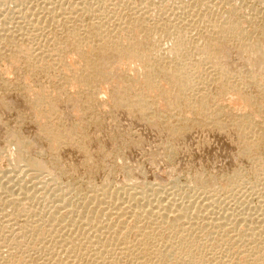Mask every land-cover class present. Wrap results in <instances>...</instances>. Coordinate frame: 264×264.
I'll list each match as a JSON object with an SVG mask.
<instances>
[{
    "label": "rangeland",
    "instance_id": "1",
    "mask_svg": "<svg viewBox=\"0 0 264 264\" xmlns=\"http://www.w3.org/2000/svg\"><path fill=\"white\" fill-rule=\"evenodd\" d=\"M11 1L8 2V0H0L1 2L0 3V16H1L0 17V102H1L0 103V176L3 175L2 177H0V179L2 178L0 180V183L2 181L3 183L1 184L4 186L3 188H1L2 185L0 186V196H1L0 197V223H1L0 224V228H1L0 229V264H13V263L14 264H45V262H47L46 264H76V263L78 264V262H82L79 264H84V263L94 264L95 260L98 261V262L95 261V264L96 263L99 264L100 258L97 256V253H95V251H93L92 249L91 251L89 245H86L85 242L83 243V241L85 240L81 239L82 235H79L80 232L76 230V228L78 227L77 226L73 227L71 225L73 220L77 219L76 217H74V213H72V215L70 212L65 214V211H67L70 208H74V209L76 208L77 210H80L81 208L80 211H83L85 207L87 209L97 210L98 208L94 207L96 206L95 205L96 203H94L96 200L91 198L92 197L91 195L95 194L99 189L102 191L104 189H109V188H110L109 190H113L114 188L117 189V187L119 188L121 186L123 187L142 186L143 188L145 189L147 188L148 190L149 187L153 188L157 186V187H161L162 190L165 189L163 191L165 195L160 193L162 194L161 196L173 195L174 197L175 195L174 197L175 199L181 196V198L183 197V199H185L184 200L185 202L195 201L194 203H196L197 205L200 204V201L202 199V195H203L202 190L212 191L215 194L214 198H216L218 201L216 204L217 208H215L216 213L219 210H221L218 213L221 212L224 214V210L226 212V209H228L227 210L228 213L233 209L232 212H234V214L238 213V211L257 212L259 211L258 209L260 208V206H261L260 211H262V208H264V203L263 201H261L262 200L261 193L262 194L264 193V180L262 179L264 178V176L260 175L261 177L263 176L262 178H260L259 175L258 176L255 175L256 173L254 169L256 167V163L254 166L253 161L252 160L250 161L248 157L249 156V154H247L248 151L244 152L245 149H242L243 147H247L249 144L245 139H242L241 137H239L234 133L236 126L233 125L234 118H241L242 116H245L246 113L252 115L251 110L253 109V106L249 104L250 105L249 107L248 104L244 105L243 104L244 102L242 103V101H236L234 98L235 95L232 94L231 92H223L224 94L221 93V95H217L218 99L212 98L211 100L212 101L218 100L220 106L224 108L223 111H220V115H221V120L224 121V125H226L224 126V129L227 130L225 131L216 130L215 127L208 122L201 124L199 121L201 120V118H203L202 115L200 114L201 116L199 115V117H197L199 113H196L195 111L190 112L191 109H189L185 111L184 115L185 114L186 115L183 116L188 119L195 120L190 123V129L187 131L180 130L179 135H177L178 137L176 135H172L163 124H160V126L155 125L154 127L152 124H150L149 122H145L138 116H133L132 113L134 115L135 114L137 115V113H135L134 111L132 112L127 109H123V108L120 109L119 107H113L112 104H110L109 95L107 96V94L109 93L107 94L99 93L98 96H100V99L98 100L99 97L96 94V92L98 91L96 89L98 88L100 83L98 85L96 83L97 87L94 86L95 87V89L93 90L94 97L91 96V93L88 89L80 87L78 84H76V81H74V76L84 71V65L82 61L79 60L78 54L72 48L69 49V47L66 48L67 50H64L62 54H60L61 52L59 53L57 51L55 52L54 49H53L54 52L53 53L51 49L52 46H54L55 40L64 43L68 42V46L70 44L69 43L70 40L68 39L67 41V37H66L67 35L65 31L70 26L69 24L71 22L69 21L67 22L68 19L66 20V22H64L65 21L64 16L66 15V13L63 16L60 15V18H58L57 20L55 19L56 21L55 20L53 21L51 19L46 20L44 19L45 18L44 14H42L44 13L43 8H38L37 11L40 12L39 16L41 15L40 17H44L42 19L43 21L40 18L41 21L40 24L42 25L39 24L38 25L39 27L38 26L36 28L33 27L34 29L30 28L32 27L30 25L27 26L28 29H20L16 27V20H18L17 18L20 17V14L23 15L25 13H23L22 11V13L18 14L14 2L16 0H13L12 2ZM25 1H26L25 5L27 4V2H29L28 6L32 4L31 1L28 0ZM83 1H84V5L88 4L90 7L88 8L87 11L83 9V6L81 10L79 9V14L77 15L78 19L76 21L80 29L78 27L76 29H78L80 33L83 34L85 30L90 28V25L94 21H98V20L105 22L104 26L106 28L109 27L112 29L114 25H116L113 21L114 19L111 18V15L113 14L114 15L119 14L118 16L122 21L129 20L134 23L135 21L133 20L136 19L135 13L137 14L141 13L142 17L143 16L144 17L142 18L140 16L141 19H138L135 22V24L141 25L142 28H145L143 26H147L146 27L147 29L149 27V31L150 33H152L150 34L152 40L154 38L153 43L156 41L154 43V46L157 44L155 49L158 50V52L156 53L159 54L162 53L160 55H163L166 61H170L169 64L172 63L171 61L172 59L173 61H177V59L180 58L178 57L180 56V54L177 53L175 55L178 58L173 57L175 56L174 55L175 51L172 50L174 41H172L173 39L170 38V36L174 33L175 29L178 28L177 31H182L179 29V27L175 28V26H177L178 21L183 19L188 23L190 19V22H192L191 23L192 27L190 26L188 30H190V32H193L192 35L194 37L195 34L194 31L197 28L196 24L197 25L199 23H201L202 25L204 24L203 26L201 24L198 25V28L201 26L205 27L206 23H202L201 18L203 17L202 15L206 13H207L206 15L212 19L214 17L218 18L220 16L224 18L227 17L228 15L227 13H229V11L231 10L235 11L237 9L238 11L236 10L235 12L237 14L239 13L240 15L239 17L242 18L239 19H241L242 24L248 29L245 27L244 28L246 30L249 29L251 30L252 28L255 27V29H252L253 32L254 31L256 32V33L254 32L253 34L254 38L257 39L258 43L264 42V0H224V1L223 0H144V1L134 0L137 1L136 3H132L131 2L132 0L129 1L122 0L121 1L122 3L116 6L115 10L112 9V11L109 12L110 21L108 22H107L108 17L104 16L108 13L107 10L105 11V13H103L101 10L99 11L98 9L99 0H87V1L82 0V2ZM111 1L108 0L107 2H111ZM201 1L207 4L206 5L202 4L203 2L201 3ZM85 2H87V4ZM34 5L35 2H33L32 6ZM131 5H134V7H132ZM143 5L145 6L147 5V6L145 8L143 7V10L140 9V11H138L139 9L137 7L140 8V6L142 7ZM182 5L185 8L179 7ZM20 7L24 8L23 5ZM192 9H194L193 14H189L190 12L189 10ZM196 9L198 11H196ZM31 10L32 8L30 9V11ZM88 11H90L89 14H87ZM101 17L103 18V20L101 19ZM128 17L130 19H128ZM117 20L119 22L118 18ZM191 28L194 29L192 30ZM172 29L173 31H171ZM137 31L135 34L138 35V37L136 38L141 40L143 38L142 35L143 32L140 29H138ZM177 31L175 30V32ZM169 32L170 33L172 32V34H169ZM191 39L192 41L190 43L194 44L195 42L193 40L196 39L193 38ZM187 46L190 47L189 45ZM16 48L22 50L24 53L26 52L32 53L33 56L34 55L35 56L37 55L38 57L41 56L39 57V60L44 56L41 63H37V65H39L40 67L37 66H36L37 68H33V66L30 67L31 65L27 63V61L22 57V55L16 52L18 50ZM237 48L238 45L236 46L232 45V48H230V50L232 51L229 50L230 53L228 57H225L224 55L220 54L217 59L221 60L223 63L234 65L235 68L240 66V64L241 66H243V64L244 65L247 64L245 60H249V58H253L254 54L245 52L243 54V58H239L237 57V52H236ZM188 49L185 50L186 51L188 50V52L192 51L191 47ZM49 54H52L53 56ZM50 56L52 57L51 59ZM63 59L68 61L71 65L68 66L66 70L61 66V64H63L62 62ZM127 61H128L127 59L125 60L122 59L119 62L120 63L118 64L119 71L121 72L125 71L127 73L128 70L127 65L129 64V62L127 63ZM179 61L180 60H178V62ZM180 63L182 62L180 61ZM172 66L173 64H171V68ZM205 67H207V65ZM121 68H123L124 70H122ZM76 71H78V73ZM138 71L142 72L143 69L139 68ZM68 72H70L71 74ZM73 72H76V74L74 75ZM162 83L163 86L165 87L167 86L165 81ZM121 84L122 85L124 84L122 86L124 87L128 83L124 82ZM244 85L249 86V84L247 83ZM100 87L101 85L99 86V88ZM66 90H69L70 92ZM80 90H83L82 92H84V94H82L83 95L82 99L77 94V92ZM215 90L216 88L212 87L213 96L214 93L216 92ZM248 90L249 93L253 95H255V92L257 91V89H255L253 86H250ZM40 95L42 96L41 100L43 98L41 102L45 101L46 103L47 101H50L51 104H53L55 107V111H54L55 113L53 112L51 114L52 116L51 115L49 116L51 118L46 116L39 117L40 107L38 109H34L30 103L32 98L34 99L35 97ZM96 96L98 98H96ZM86 99L91 104H93L92 106V110L94 109L93 111L85 110L82 107V104H84L82 100H86ZM231 99H233L234 101ZM251 99H252L251 101H255V98L254 99L251 98ZM76 102L78 103L79 107L78 105L76 106L77 104ZM159 108H158L159 113H166L168 115L171 114L169 115L168 120L170 124H174L175 123L174 120H176L177 115L175 113L174 114L168 113L170 112L171 109H169L168 111V108L166 106H163V108L162 106H159ZM263 109H261L260 111H256L255 109H253L254 111H252L254 114L252 116L254 117L256 115L254 119L258 118L257 121L261 122L260 124L262 126H260V129L264 128ZM171 112L173 111L171 110ZM174 115H176V117ZM58 116L59 118H56ZM61 116L63 119H61ZM41 118L42 120L40 122ZM52 118H56V119L54 120ZM51 119L55 122L54 124H52L53 126L52 128L54 132H56L58 135H63L64 138L67 137V139L65 138L66 141L64 140L66 143L62 144L61 145L62 147H60V145L59 147H56V150L52 145H49L45 139L41 138L40 128L45 126L46 124H49L48 121H50ZM70 124L71 125L76 124L75 125L76 127L78 126L81 128V132L79 129L78 130L79 134H75L74 132H72L73 134H69L71 132L66 133L67 136L63 134L66 132L67 128L69 129ZM54 126L56 127V129H54L55 128ZM160 129H164L163 132L162 131L160 132ZM258 131L255 132L256 134L254 137V138L257 137L258 139V143L253 148V150L256 152L252 150L251 152L252 154L257 155V157L260 158V160L264 161V129ZM80 133H82L81 136ZM19 136L26 139L29 143L34 142V144L32 143L31 144L35 148L32 149L33 146L31 145V147H29L31 149L28 148L27 150H25L22 160H15L12 154L17 149L15 148L16 146L15 140ZM69 136L70 138L68 139ZM13 137H15V139ZM71 137H73V139ZM75 138L77 140H75ZM36 139H38L37 142H35ZM81 139H82L81 141L82 143L80 142ZM77 141H79L80 143H78ZM74 143H76V145ZM80 147L86 148L87 152L82 151ZM53 149L56 151V153L55 152L53 153L54 151ZM90 152L92 154H90ZM12 157L14 160L12 159ZM27 160L29 161L30 164L28 163ZM38 162L41 164V166L43 167L45 166L44 172L41 169L43 167H41L40 169L43 172L42 175L37 177L38 179L32 178V174L25 172L26 168H28L30 165L32 166V163H33L32 167L34 168V166L35 167L37 166L35 163L39 164ZM40 164L38 166H40ZM252 166H254V168ZM49 167L50 169L48 170L47 168ZM39 178L42 179L40 180ZM234 180H236L237 182ZM214 182H216L218 185ZM21 184L22 186L29 187L30 190L32 191L30 192V190L28 189L29 192L23 193L22 189L21 190L18 189V187H21ZM31 185H33V187ZM10 190L13 192L11 193ZM100 190L99 192H101ZM165 191L167 192L165 193ZM33 196L35 197L32 199ZM259 196H260V200H259ZM62 197L66 198L65 202L68 203L69 205L67 207L65 206V208H61L60 211H58L57 210L58 207L56 206V204H58L59 199H62ZM188 198L190 200H188ZM195 198L196 200H193ZM83 203H84V207H83ZM79 206L82 207L79 208ZM235 208L236 210H234ZM17 209L20 212L17 211ZM61 210L64 213H62ZM55 211L57 212V214L55 213ZM97 212L99 213V210ZM57 215L63 217L60 219ZM22 224L23 225L29 224V225H33L32 227L39 228L40 230H42L41 236L37 237L35 234L27 232V234H23L22 238H20L21 232L18 230L16 232L15 227ZM64 224L68 225L67 227L69 229L70 227H72L71 228L72 230L69 232L70 236L73 238L72 240L73 243H71L72 245L69 248H67L66 245H62L65 248H67V250L61 245H59L57 242V240L59 239L58 238L59 236L57 237V233H63L64 231H67L66 228H65L66 230L64 229L63 226ZM48 225L49 226L56 225L57 227H61V230H58L59 232L55 233L53 230L49 229ZM30 227L31 226L28 227V230H30ZM240 228H243V226L240 225ZM240 228L234 231H239ZM48 230H50L51 232ZM16 236L18 237L16 238ZM23 236L25 237L23 238ZM77 238H79L78 240L81 241L78 242V240H76ZM204 238L205 237H203L202 239ZM202 239L201 241H203ZM17 240L20 242H17ZM113 243L116 242L113 241ZM221 245L224 246L223 244ZM115 246L114 248H116ZM222 246H221V251H223L229 245H225L224 249ZM230 246L229 249L231 248L232 253L236 254L239 250V247L237 246L230 247ZM130 249L133 250L134 247H131ZM143 252H145V250L141 252V254L144 255L148 252L146 254V257L148 256L147 258L152 257L150 256L152 254H150L149 251H146V253ZM73 254L75 255L76 258L77 256H79V258H77L79 261L74 257ZM118 255H120L121 257L122 253L117 254V257H119ZM132 255L134 254H131L130 256H125V261L122 262L119 261L116 264H132L131 262L134 261L133 258L134 256ZM93 256H94V260L92 259ZM131 256L132 258L128 259V257ZM89 257H91L90 258L91 262L89 261ZM68 258L70 259L73 258L74 262L71 263L70 259ZM152 261L157 264H160V262H156L155 260Z\"/></svg>",
    "mask_w": 264,
    "mask_h": 264
},
{
    "label": "bare ground",
    "instance_id": "2",
    "mask_svg": "<svg viewBox=\"0 0 264 264\" xmlns=\"http://www.w3.org/2000/svg\"><path fill=\"white\" fill-rule=\"evenodd\" d=\"M10 1L11 0H8V2H10ZM28 1H31L32 4H33V2H35V5L32 6V4H31L30 6H28L29 2H27V4L25 5V3H26L25 0L14 1L15 5H16L15 8H17L16 10H17L18 14L22 13V11H23V13H25L23 15L20 14V17H19L20 19L17 18L18 20H16V27L20 28V29H28L27 26L30 25V26H32L30 28H33V27L36 28L41 23L40 18H41V20L44 18V17H40L41 15L39 16L40 12L37 11L38 8H43L44 13H42V12L41 13L44 14V16H45L44 19H46V20L51 19L54 21L55 19L57 20L58 18H60V15L63 16L65 13H66V15L69 14L67 16L66 15L64 16V19H65L64 22H66L67 19H68L67 22L68 21L71 22L69 24L70 26L65 31L66 35H67V36L65 35L67 37V41H68V39L70 40L69 46H68V42H66V41L65 42L67 43V45L64 42H60V41L55 40L54 46H52L51 49H52V52L54 49L55 52L56 51L58 53L61 52L60 54H62L63 51L67 50L66 48L69 47V49L72 48L78 54L79 60L82 61L83 65H84V71L81 73H78V71H76L78 74H76V72H73L74 75L76 74L75 76L73 75L74 81H76V84H78L80 87L88 89L91 93V96L94 97L93 90L95 89V87H97L96 83H97V85L100 83L99 86L101 85V87L99 88V86H98V88L96 89L98 91V92H96L97 96L99 95V93L100 94L101 93H106V94L109 93V94H107V96L109 95V101L113 107H119L120 109L121 108L127 109V110L132 111V112L134 111L135 113H137V115L136 114L134 115L131 112L133 116H138L139 118H141L145 122H149L150 124H152L154 127H155V125L160 126V124H163L172 135L177 136V135H179L180 130H185V131L189 130L190 129V123L195 121V120L188 119V118L184 117L186 115V114L184 115L185 111L191 109L190 112L195 111L196 113H199L198 115L196 114L197 117H199L200 114L202 115L203 118H201V120L199 121L201 124L208 122V123H211L215 127L216 130H219V131L220 130H224V131L227 130V129H224V126H226V125H224V121L221 120V115H220V111H223L224 108L222 106H220V103L218 100L217 101L219 104L217 103L216 100H213V101L211 100L212 98L218 99L217 95H221V93H223V92H231L232 94L235 95L234 98L236 101H242V103L244 102L243 103L244 105L250 104L251 106H253V109H255L256 111H260L261 109L264 108V49H263L264 42L258 43L257 39L254 38L253 34L255 31L253 32L252 29H255V27L251 29L252 31L250 29L249 30L245 29L247 27H245L242 24V21H241L242 18L239 17L240 16L239 13L237 14L235 12L237 9L235 11L234 10L229 11V13H227L228 14L227 17H224V18L222 16H220L218 18L214 17L212 19L206 15L207 13L202 15L203 17L201 18L202 19L201 22L206 23V25H205V27H202L204 24L202 25L201 23H199L198 25L201 24L202 25L201 27L204 28V29H202L201 27L198 28V25L196 24L198 29L196 28L194 31V33H195L194 37L192 35L193 32H190V30H188L189 27L192 25L191 24L192 22H190V19H189L188 23L186 21H184L183 19L179 20L177 23V26H175V28L179 27V29L182 31H177V29H178L177 28V29H175L177 32H175V30H174L173 34H172V32L171 33L169 32V34H172L170 36V38L173 39L172 41H174L173 46H172V50L175 51L174 55L176 53L180 54V56H178L180 58H178L176 55L173 56L174 58L177 57L178 59H177V61H173V59L171 60L172 61L171 64H173V66L171 68V64H169L170 61H166V59H164L163 55H160L162 53H160V54L156 53V52H158V50L155 49L157 44L154 46V43L156 41L153 43L154 38L152 40L151 35H150L152 33H150V31H149V27L147 29L146 28L147 26L142 25L143 27L146 28L145 29V28H142L141 25L138 24V22H137L138 25L135 24V22L138 19H141V17H142L141 13L140 14L135 13L136 19L133 20V21H135L134 23L132 21H129V20L128 21L127 20L122 21L120 19V17L118 16L119 14L118 15L113 14V15H111V18L114 19L113 21L116 25H114V27L112 26L113 27L112 29L109 27L106 28L104 26L105 22L98 20V21H94L90 25V28L85 30V32L83 31L84 33L82 34L79 32L78 29H76L78 27V23L76 20L78 19L77 15L79 14V9L81 10L82 6H83V9L86 11L90 7L87 4V2H85L87 5H84V1L82 2V0H28ZM107 1L108 0H99L98 1L99 4L97 2L96 3L99 6V8H98L99 11L101 10L103 13H105V11L107 10L108 13L104 16L108 17V19L107 18H104V19H107V22H108V21H110L109 12H111L112 9L115 10V7L120 5L122 3L121 2L122 0H112V1L110 0L111 2H107ZM142 1H144V0H142ZM131 2L136 3L137 1L132 0ZM150 2H152V1H150ZM202 2L203 1H201V3ZM138 4H139V2H138ZM202 4H205V2H203ZM202 4H200V5H202ZM3 5H4V3H3ZM22 5H23V7L25 5V7L21 8L20 6H22ZM149 5H150V3H149ZM151 5H153V4H151ZM131 6L134 7V5H131ZM136 6H138V5H136ZM146 6L143 5L142 7L140 6V8L137 7L139 9L138 11H140V9L143 10V7L145 8ZM179 7L185 8L183 5L179 6ZM205 7H207V6H205ZM15 8H13V9H15ZM31 8H32V10L30 11ZM131 9H133V8H131ZM155 9H156V7H155ZM155 9H152V10H155ZM91 10H92V8H91ZM193 10L194 9L189 10L190 11L189 14H193V12H194ZM196 11H198V10L196 9ZM89 12L90 11H88L87 14H89ZM135 12H136V10H135ZM116 13H117V11H116ZM99 16H101V15H99ZM90 17H92V16H90ZM117 18L119 19V22H118ZM239 18H241V19H239ZM101 19L103 20L102 17H101ZM128 19H130V18L128 17ZM40 25H42V24H40ZM242 25H243V28H242ZM171 28H173V27H171ZM194 28H191V29L193 30ZM138 29H140L143 32V34H142L143 38L141 40L136 38V37H138V35H136L135 33ZM171 31H173V29ZM191 38L196 39V40H193L195 42L194 44L190 43L192 41ZM11 44H13V43H11ZM187 45H189L191 47V49H192V51L190 50L191 52H188V50H189L188 48H190V47H188ZM232 45H234V46L238 45V48L236 49L237 57L243 58V54L245 52H247V53L254 54L253 58H249V60H245L247 62V64H245V65L243 64V66H241V64H240V66H238L236 68L234 67V65L226 64V63H223L221 60H218L217 58L220 54L224 55L225 57L229 56V53H230L229 50H230V48H232ZM183 46H184V48H183ZM38 48H39V46H38ZM16 49H18V48H16ZM157 49H159V48H157ZM170 49H171V47H170ZM185 49H188V50L186 51ZM172 50H171V52H172ZM39 51H40V49H39ZM230 51H232V50H230ZM16 52L20 53L22 55V57L27 61V63L29 65H31L30 67L33 66V68L40 67L39 65H37V63H41V61L44 57L43 56L39 60V57H41V56L38 57L36 55L37 56L36 57L35 55L33 56L32 53L28 52L30 54L29 55L27 52L24 53L20 49H18ZM42 52H43V50H42ZM20 54H18V55H20ZM49 55H52V54H49ZM51 58L52 57L50 56V59ZM122 59H124V60L127 59L128 60L127 63L129 62V64L127 65V68H128L127 73L125 71H123V72L119 71L118 64H120L119 62ZM178 60H180L182 63H180V61L178 62ZM37 61H40V62H37ZM62 62H63V64H61V66L65 70L67 69L68 66H71L70 63L64 59ZM168 64H169L170 68L168 67ZM206 65H207V67H205ZM70 68H72V67H70ZM139 68L143 69V71L139 72L140 71V70L138 71ZM121 69L124 70L123 68H121ZM70 72H68V73H70ZM162 80H164L165 83L167 84L166 87L163 86L162 82H164V81H162ZM124 82H127L128 84L126 86L122 87L124 84L122 85L121 83H124ZM208 83H210V84H208ZM246 83L249 84V86L244 85ZM250 86H253L255 89H257V91L255 92V95L249 93L248 88H250ZM212 87L216 88V90H215L216 92L214 93V96L212 94ZM66 91H69V90H66ZM82 91L83 90H80L77 92L78 96L81 99L83 97L82 94H84V92H82ZM190 92H191V94H190ZM67 94H68V92H67ZM41 95L35 97L34 99L32 98L30 103L34 109H38L40 107L39 108V114H40L39 117H41V116L49 117L55 111V107L53 104H51L50 101H47L46 103H45V101L41 102L43 100V98L41 100V97L43 96V95L42 96ZM97 96H96V98L99 97L98 98V100H99L100 96H98V97ZM103 96H105V95H103ZM251 98H253V99L255 98V101H251L252 100ZM231 100H233V99H231ZM82 102L84 103V104H82V107L85 110H89V111L94 110V109L92 110L93 104H91L87 99L82 100ZM77 105H78V103L76 104V106ZM250 105H249V107H250ZM159 106H162V108H163V106H166L168 108V111H169V109H171L173 111V112H171V110H170V112H168V113H173V114L175 113L177 115L176 120H174V122H175L174 124H170L169 120H168V117L171 114L168 115L166 113H159V110H158ZM78 107H79V105H78ZM167 108H165V109H167ZM225 108H227V107H225ZM253 109L251 110L252 115H254L252 112V111H254ZM57 110H58V108H57ZM165 111H167V110H165ZM263 111H264V109H263ZM57 114H55V115H57ZM187 114H189V113H187ZM246 114H245V116H242L241 118H234L233 125L236 126L234 133L236 135H238L239 137H241L242 139H245L247 141V143L249 144L247 147H243L242 149H245L244 152L248 151L247 152V154H249L248 157H249L250 161L251 160L253 161L254 164L253 163L252 164L254 166L256 163V167L254 169V171L256 173L255 175H257V176L263 175L264 176V161L260 160V158H258L257 155H254L251 152V150L254 151L253 148L258 143L257 137L254 138L255 134H256L255 132H257L258 130L264 129V128L260 129V126H262V125L260 124L261 122L257 121L258 118L254 119L256 115L253 117L252 115H249V114L246 115ZM176 115H174V116L176 117ZM49 118H51V117H49ZM56 118H59V116ZM56 118H52V119L55 120ZM52 119L50 121H48L49 124H46L45 126L40 128L41 138L45 139L48 142V144L52 145L56 150V147H59V145H60V147H62L61 145L66 143L65 138L67 139V137L64 138L63 135H58L56 132H54V130L52 128L53 127L52 124H54L55 122ZM61 119H63L62 116H61ZM61 119H59V120H61ZM41 120H42V118L40 119V122H41ZM46 122H47V120H46ZM75 125L70 124L69 129L67 128L66 132L63 134L66 135V133H69V132H71L69 134H73L72 132H74L75 134H79L78 130L80 129V132H81V128L78 126H77L78 127L77 128ZM165 127H164V129H165ZM54 129H56V127ZM164 129H160V132L161 131L163 132ZM81 134L82 133H80V136H81ZM15 137H13V138L15 139ZM69 138H70V136L68 137V139ZM71 138L73 139V137H71ZM76 138H75V140H77ZM80 138H82V137H80ZM82 139H84V138H82ZM82 139L80 140V142L82 141ZM37 140L38 139H36L35 142H37ZM15 142H16L15 148H17V149H16V151H14V153L13 152H11V153H13L12 155L14 156L15 160H22L25 150H27L29 147H31V145L34 144V142L33 143L31 142L32 143L31 144L26 139H24L20 136L18 138H16ZM15 142H14V144H15ZM69 142H68V144H69ZM77 142L80 143L79 141H77ZM74 144L76 145V143H74ZM78 145H77V147H78ZM33 148H35V147L33 146L32 149ZM49 148H52V147H49ZM29 149H31V148H29ZM58 149H60V148H58ZM50 150H52V149H50ZM55 150L53 151V153L54 152L56 153ZM81 150L87 152L86 148H81ZM254 152H256V151H254ZM90 154H92V153L90 152ZM12 159H13V157H12ZM37 160H38V158H37ZM30 162H33V161H30ZM28 163H29V161H28ZM35 164L38 166L40 163L39 164L35 163ZM32 166H33V163H32ZM32 166L30 165L29 166L30 168L29 167L26 168L25 172L32 174V178H37V177L41 176L42 173L44 172L45 166L43 167V166H41V164L38 167L34 166V168ZM254 166H252V167L254 168ZM41 167H43V168H41ZM40 168L43 170V172L41 171ZM47 169L49 170L50 167ZM2 176H0V177H2ZM262 177L260 176V178H262ZM262 179L264 180V178H262ZM236 180H234V181H236ZM30 181H31V179H30ZM33 181H34V179H33ZM1 183H3V182L1 181ZM1 183H0V186L2 185ZM214 183H216V182H214ZM24 185H26V184H24ZM31 186L33 187V185H31ZM159 186H160V184H159ZM3 187L4 186L2 185L1 188H3ZM156 187H153V188L149 187L150 189L148 188V190H147V188L145 189L142 186H140V187H137V186L136 187H134V186L133 187H123V186H121L119 188L117 187V189L114 188L115 190L114 189L109 190L110 189L109 188V189H104L102 191L98 188L101 192H99V190H98L97 191L98 193L96 192L95 194L91 195L92 196L91 198L96 200L94 202V203H96L95 204L96 206H94V207H97L98 208L97 210L96 209H87L85 207L86 209L84 208L83 211H80L81 210L80 207H82V206H79L80 210H77L76 208L75 209L70 208L71 207L70 206L69 207L70 209L65 211V214L70 212L72 215V213H74V217H76L78 219L77 220L75 218L77 221L73 220L71 225L73 227L74 226L78 227V228H76V230H78L80 232L79 235H82L81 239L85 240V241L82 240L83 243L85 242L86 245H89L90 250L92 249L93 251H95V253H97V256L100 258L99 264H116L119 261H121V262L125 261V256H130L131 254H134L132 256H134L133 258L135 261V263H134V261L133 262L130 261L132 264L133 263L134 264H157V263L153 262L152 260H155L156 262H160V264H264V208H262V211H260V208H261L260 205H259L260 208L258 209L259 211H257V212H244V211L240 212V211H238V213L234 214V212H232L233 209L229 213L227 211L228 209H226V212L224 210V214L221 212L218 213L221 210H219L216 213L215 208H217L216 204L218 201L216 198H214L215 194L212 191H203L202 190V194H203L202 199L200 201V204L197 205L196 203H194L195 201L194 202H191V201L185 202L184 201L185 199H183V197L181 198L180 195H179L180 199L179 198L175 199L174 198L175 195H174V197H173V195L164 196L165 194L163 193V191L165 189L162 190L161 187H157V188ZM5 189H7V188H5ZM5 189H4V192H5ZM8 189H10V188H8ZM18 189H20V190L22 189L23 193H25V192L27 193L30 190L29 187L22 186V184H21V187H18ZM168 190H169V188H168ZM6 191H8V190H6ZM31 191L32 190H30V192ZM91 191H94V190H91ZM12 192L13 191H11V193ZM166 192L167 191H165V193ZM160 193H162L164 195L161 196L162 194H160ZM29 194H28V196H29ZM171 194H172V192H171ZM218 194H220V193H218ZM12 195H10V196H12ZM261 196H262L261 201H263V203H264V193L263 194L261 193ZM24 197H25V195H24ZM34 197L35 196H33L32 199ZM60 197H61V195H60ZM196 198L193 200H196ZM25 199H28V198H25ZM30 199H31V197H30ZM65 199L66 198L62 197V199H59L58 204H56V206L58 207V209H57L58 211H60L61 208H65V206L67 207L69 205L68 203L65 202ZM88 199H90V198H88ZM198 199H199V197H198ZM188 200H190V199L188 198ZM259 200H260V196H259ZM17 201H18V199H17ZM86 201H88V200H86ZM228 205H230V204H228ZM261 205H263V204H261ZM83 207H84V203H83ZM98 210H99V213L97 212ZM234 210H236V208ZM255 210H256V208H255ZM17 211H19V210L17 209ZM55 213L57 214L56 211H55ZM62 213H64V212L62 211ZM62 213H61V215H62ZM58 217L61 219L63 216L62 217L58 216ZM57 222H59V221H57ZM9 224H10V222H9ZM22 225L15 227L16 232L18 230L22 233V234L20 233V235H21L20 238H22L23 234H27V232L33 233L37 237L41 236L42 230H40L39 228L32 227L33 225H29V224H25L23 226ZM240 225H242L243 228H240ZM29 226H31L30 230H28ZM63 226H64V229L65 228L67 229V231H64L63 233H57V232H59L58 230H61V227H57L56 225L55 226H53V225L49 226L48 225L49 229L53 230L55 233H57V237L59 236L58 237L59 239L57 240L58 244L61 246L66 245L67 248H69L72 245L71 243H73V241H72L73 238L70 236V233H69L72 230L71 229L72 227H70V229H69L67 227L68 225L64 224ZM41 228H42V226H41ZM238 228H240L239 231H234V230H237ZM50 230H48V231H50ZM17 237L18 236H16V238ZM24 237L25 236H23V238ZM28 237H30V236H28ZM203 237H205L204 239L206 241L204 239H202ZM78 239L79 238H77L76 240H78ZM201 239L203 241H201ZM20 240H23V239H20ZM79 241H81V240H78V242ZM113 241L116 242L117 245H116V243H113ZM17 242H20V241L17 240ZM221 244H223L224 246L225 245H229V246L231 245L230 247L237 246V247H239V250H238V252L235 251L237 253L234 254V253H232L231 248L229 249V246L224 249V246H222ZM114 246L116 248H114ZM221 246L224 249L223 251H221ZM62 247H64V246H62ZM131 247H134V249L136 248L135 251H134V249L133 250L130 249ZM67 248H65V249L67 250ZM115 249H117V250H115ZM144 250H145V252H143V253H146V251H149L150 254H152V255H150L152 257H150V256H149L150 258H147L148 256L146 257V254L148 252L145 255L141 254V252ZM67 253H68V251H67ZM119 253H122L123 256L121 255V257H120V255H118L119 257H117V254H119ZM124 253H126V254H124ZM53 256H55V255H53ZM132 256L128 257V259L132 258ZM74 257H75V255H74ZM73 258H71V259L68 258V259H70L71 263L74 262ZM77 258H79V256H77ZM90 258L91 257H89V261H90ZM99 258H97V259H99ZM92 259L94 260V256L92 257ZM78 261H76V262H78ZM80 261H81V259H80ZM95 261H97V260H95ZM95 261H94V264H95ZM46 263L47 262H45V264ZM79 263H82V262H78V264ZM96 264H98V263H96Z\"/></svg>",
    "mask_w": 264,
    "mask_h": 264
}]
</instances>
